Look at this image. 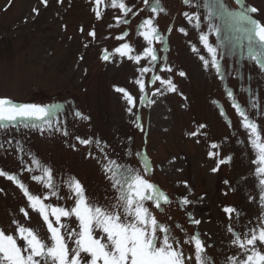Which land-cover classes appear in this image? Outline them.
<instances>
[{
  "label": "rangeland",
  "instance_id": "374dc122",
  "mask_svg": "<svg viewBox=\"0 0 264 264\" xmlns=\"http://www.w3.org/2000/svg\"><path fill=\"white\" fill-rule=\"evenodd\" d=\"M112 2L0 0V98L58 106L45 120L0 121V170L16 177L0 175V229L17 236L15 220L51 243L42 216L16 181L48 197L45 204L70 209L74 197L66 182L72 177L89 202L109 206L116 196L104 170L110 158L136 169L168 198L161 207L146 206L170 229L185 264H197L187 242L196 233L212 264H239L243 250L236 237L264 224V174L257 171L264 165L244 126L245 118L253 121L264 143V57L252 58L251 26L240 14L255 8L248 15L264 25V0H122L127 11ZM152 7L166 11L153 13ZM147 19L161 36L151 44L141 35ZM202 35L217 50L219 71ZM124 44L129 55L116 51ZM258 44L253 34V48ZM149 47L156 60L145 55ZM44 169L52 170L53 188L47 179H34ZM62 223L79 231L74 216ZM259 248L264 252V245Z\"/></svg>",
  "mask_w": 264,
  "mask_h": 264
},
{
  "label": "snow or ice",
  "instance_id": "6c2138e0",
  "mask_svg": "<svg viewBox=\"0 0 264 264\" xmlns=\"http://www.w3.org/2000/svg\"><path fill=\"white\" fill-rule=\"evenodd\" d=\"M44 2L46 3V0ZM144 2L147 4L149 0H144ZM156 4L159 5L160 0H156ZM112 6L127 11L122 0L119 3L117 0H113ZM151 11L156 13L166 10L162 7H152ZM257 11L255 8H245L240 15L251 26L247 29L250 54L255 51L256 54L252 58L259 60L264 57V25L248 15V13ZM99 15L97 13L98 18ZM185 15L189 20L193 19L187 13ZM195 19L198 20L199 17H195ZM141 27L144 29L141 35L149 44L153 42V39L161 40L158 28L154 26L152 19L145 20ZM253 34L259 38L258 50L252 46ZM89 35L94 37L95 32H90ZM200 39L204 42L208 52L212 54V63L219 71L220 66L215 58L217 50L209 44L207 35H202ZM116 51L121 55H129L131 49L128 44H124ZM145 55L151 56L152 60L157 59L155 50L151 47L145 50ZM108 58L107 55L103 57L105 60ZM129 58L133 57L129 56ZM134 59L138 61L140 57L137 56ZM205 64L207 65V61ZM167 70L171 71L170 68ZM146 71L148 69H141V72ZM180 75H184V73L181 72ZM156 79L159 80L160 77L157 76ZM161 82L166 84L169 90L175 91V85L171 80ZM143 87L144 85L141 83L142 90ZM118 91L123 92L124 90L118 89ZM126 99L130 104H134L131 95L126 94ZM236 107L241 116H244L243 110L239 106ZM57 108L56 105L41 107L37 104L16 103L9 98H0V121L45 120L53 115V109ZM52 123V120H48L50 126ZM244 126L250 130V134L254 137L253 146L259 152L257 162L264 165V143L259 142L261 139L259 127L247 118H245ZM197 134L192 133V135ZM80 142L85 145L91 143L89 140ZM212 147H216V145ZM104 170L108 175L111 187L116 191L113 202L107 207L89 202L83 185L72 177L66 182L74 197V206L70 209L45 204L44 199L48 197L41 198L34 195L21 182L16 181L27 197L29 206L42 216L50 233L51 243H46L33 229L26 228L14 220L17 236L5 234L3 229H0V264H185L183 252L173 245L170 229L160 224L146 206L149 201L157 207H161V200L168 203L165 194L159 191L152 182L142 177L136 169L126 164H119L109 158L106 160ZM144 170L145 172L149 170L147 164H145ZM215 170L213 169V171ZM43 171V176H37L34 179L38 181L47 179L46 186L53 188L52 170L44 169ZM257 171L264 174V167L258 168ZM0 175L6 176L9 180H16L14 175L3 170H0ZM52 195L58 194L53 191ZM183 203L188 204L190 201L185 198ZM225 211L231 213L235 210L228 208ZM24 214L27 216L26 211ZM50 216L54 217V221L50 219ZM73 216L79 222V231L67 230V225L62 223V218ZM194 222L200 223L198 220ZM97 231L101 233L99 238L95 235ZM18 239L23 241V247L17 243ZM69 241L74 245L71 249ZM187 242L194 245V257L197 264H212L210 258L205 254L199 233L189 237ZM234 243L243 250V259L239 261V264H264V252L259 248L260 245H264V224L258 229L255 227L249 229L243 239L237 236ZM82 253L85 258H82Z\"/></svg>",
  "mask_w": 264,
  "mask_h": 264
}]
</instances>
